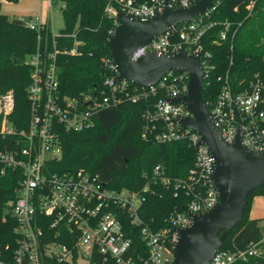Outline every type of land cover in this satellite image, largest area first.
Segmentation results:
<instances>
[{
	"label": "built area",
	"instance_id": "obj_1",
	"mask_svg": "<svg viewBox=\"0 0 264 264\" xmlns=\"http://www.w3.org/2000/svg\"><path fill=\"white\" fill-rule=\"evenodd\" d=\"M48 12L65 4L61 0H45ZM198 0H117L108 4L105 14L112 19L114 29L119 25L118 10L135 19H147L170 9L186 8ZM252 5L247 7L248 10ZM217 3L190 22L177 25L137 48L131 55L138 61L149 52L172 55L184 52L200 56L204 83L211 85L216 65L207 44L223 45L236 37L238 27L230 21L212 19ZM237 10V9H236ZM38 34L36 52L25 64L32 68L27 96L31 115L26 127L18 128L11 119L14 95L10 91L0 96V174L13 172L19 176L16 199L10 216L16 223L17 248L11 263L0 264H173L174 248L179 238L178 229L192 224L190 214H202L219 202L218 190L212 181L215 161L200 135L184 128L179 120L194 119L182 102H173L187 95L189 75L170 71L155 85L137 86L128 79H118L120 73L112 57L101 58L105 70L103 88L96 94L89 92L78 97L64 95L60 89L61 56L79 54L76 42L71 49H60L47 22L36 17L18 18ZM220 27L217 38L210 39V31ZM51 31L50 34H47ZM209 41V42H208ZM232 65V61H231ZM221 88L209 112L221 138L233 144L238 135L251 151H264V75L251 80L233 79L229 72L217 80ZM205 85V84H204ZM157 98L153 107L143 114L142 139L150 143L186 142L195 150L194 165L184 179L173 180L166 175L165 166L155 167L151 180L142 190L114 189L98 174L85 171L53 172L52 162L62 154V134L81 132L94 126L99 110H108L126 102L138 104ZM173 186L177 196L184 193L191 198L185 212L170 217L169 227L151 231L143 228L141 240L149 249L148 255L133 254V234L127 230L124 218L133 225L140 223L138 211L145 202V192L151 185ZM251 218V215H250ZM5 220V219H4ZM251 220V219H250ZM233 250L220 248L206 264H264V226L260 236Z\"/></svg>",
	"mask_w": 264,
	"mask_h": 264
},
{
	"label": "trees",
	"instance_id": "obj_2",
	"mask_svg": "<svg viewBox=\"0 0 264 264\" xmlns=\"http://www.w3.org/2000/svg\"><path fill=\"white\" fill-rule=\"evenodd\" d=\"M17 2V0H7ZM65 4L63 18L65 27L56 37L60 49H71L76 42L79 54L61 56L60 89L62 94L78 97L103 88L106 75L101 58L112 57L108 42L114 24L105 14L108 4L116 5L117 0H61ZM142 4L148 0H135ZM199 1V0H198ZM196 1V2H198ZM217 9L213 12L215 21H230L238 27L231 43L207 44L213 53L217 66L210 85L205 80L203 100L208 108L220 91L217 82L220 75L229 72L233 79L251 80L256 74L264 75V0H215ZM252 5L250 10L247 9ZM237 9V10H236ZM220 27L209 33L210 39L217 38ZM50 34L51 31H48ZM209 42V41H208ZM38 34L20 20H10L1 12L0 2V96L12 91L14 95L13 119L18 128L29 124L31 103L27 88L31 81L32 68L25 64L27 57L36 52ZM232 61V65H231ZM157 98L149 102L123 105L108 110H99L94 126L81 132L62 134L61 157L52 162L53 172L75 173L85 171L98 174L102 181L112 188L139 191L151 180L156 166L163 164L166 175L173 180L184 179L194 165L195 150L186 142L150 143L142 139L143 114L153 107ZM19 176L10 172L0 174V247L4 250L2 261L11 263L17 248L16 223L10 216V209L16 199ZM175 190L156 184L145 192V202L138 211L140 223L133 225L132 219L124 218L125 227L133 234L135 256L138 252L148 255L149 249L141 240L143 228L159 231L169 227L170 217L185 212L191 198L184 193L174 195ZM255 196H264V187L250 193L243 220L230 232L222 245L223 250H233V245L245 243L260 236V227L254 225L253 238L235 244L245 230L251 227V202ZM5 219V220H4Z\"/></svg>",
	"mask_w": 264,
	"mask_h": 264
},
{
	"label": "water",
	"instance_id": "obj_3",
	"mask_svg": "<svg viewBox=\"0 0 264 264\" xmlns=\"http://www.w3.org/2000/svg\"><path fill=\"white\" fill-rule=\"evenodd\" d=\"M215 0H199L186 8L170 9L167 4L162 13L147 19H135L118 10L119 25L112 31L108 42L114 63L119 70L118 79H128L137 86H151L170 71L187 72V95L173 99L182 102L194 119L179 120L184 128L196 131L206 144L215 161L212 176L219 202L202 214H190L192 224L178 229L179 238L174 248L173 264H206L222 247L228 232L244 217L251 192L264 187V151L254 152L242 144L238 135L233 144L221 138L213 118L203 100L204 71L200 56L184 52L159 55L149 52L138 61L132 53L167 30L201 15L214 6Z\"/></svg>",
	"mask_w": 264,
	"mask_h": 264
},
{
	"label": "rangeland",
	"instance_id": "obj_4",
	"mask_svg": "<svg viewBox=\"0 0 264 264\" xmlns=\"http://www.w3.org/2000/svg\"><path fill=\"white\" fill-rule=\"evenodd\" d=\"M5 2L6 4H8L9 8H13L14 2L7 1V0H5ZM4 11H6L5 7H4ZM47 12L48 11L46 8V16H47ZM8 13H14V12H12L11 10V12H8ZM49 14H50L49 22L51 25V30L55 33L61 32V30H63L65 27L63 11L57 5L50 11ZM251 203H252L251 210H250L251 218H249L248 216V219L252 220V222L250 223L252 228L245 230L243 234L239 238L236 239L235 244H239L245 240H249L253 238L254 225H256L258 228L260 226H264V196H255Z\"/></svg>",
	"mask_w": 264,
	"mask_h": 264
},
{
	"label": "crops",
	"instance_id": "obj_5",
	"mask_svg": "<svg viewBox=\"0 0 264 264\" xmlns=\"http://www.w3.org/2000/svg\"><path fill=\"white\" fill-rule=\"evenodd\" d=\"M0 2H1L2 14L6 15L10 20L14 18L32 19L39 17L44 22H47L48 25L51 27L49 22V16H50L49 12H47V16H46V8L48 11V6L45 0H17V2L13 3V8H9L5 0H0ZM4 7L6 8V11H4ZM11 10L14 13H8L11 12Z\"/></svg>",
	"mask_w": 264,
	"mask_h": 264
}]
</instances>
